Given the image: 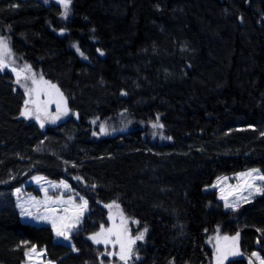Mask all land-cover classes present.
I'll list each match as a JSON object with an SVG mask.
<instances>
[{"label":"trees","instance_id":"16d2710c","mask_svg":"<svg viewBox=\"0 0 264 264\" xmlns=\"http://www.w3.org/2000/svg\"><path fill=\"white\" fill-rule=\"evenodd\" d=\"M0 38L71 112L44 127L24 118L0 71V264L33 247L53 264H123L89 239L111 202L147 229L129 264H216L217 230L241 236L225 264L264 258V195L226 211L204 190L264 174V0H71L67 18L57 2L0 0ZM84 200L67 239L36 218L75 217Z\"/></svg>","mask_w":264,"mask_h":264},{"label":"rangeland","instance_id":"374dc122","mask_svg":"<svg viewBox=\"0 0 264 264\" xmlns=\"http://www.w3.org/2000/svg\"><path fill=\"white\" fill-rule=\"evenodd\" d=\"M42 1H44L45 3L57 2L60 5H62L59 2V0H42ZM62 7H63V5H62ZM70 10H71V4H70V8H69V13H70ZM63 11H64V8H63ZM3 39H5L7 41L8 49L10 50V52L8 55L5 56V62L9 66L4 68L1 72L10 73L13 76L16 88L18 90H20L24 96V99H25L24 103H25V101L30 100V99L36 100V96H37L36 90L39 89V91H40L39 101L41 103V107H43L45 103L47 104V114H45L43 112L40 113L41 119L44 121V126L54 124V123L57 124L61 120H64L65 118L69 117L71 112L69 110L68 103H67L68 111H67V114L65 115V114H63L64 103H63V101H61V97L59 95L60 92L58 93L56 91V89H57L56 86H55V88H51L50 85H53L52 83H50L44 79L41 80V76L35 70L36 68H33L31 65H29V64H25L24 66L18 65L17 61L14 57L13 50L11 49V46L9 44V41L6 38H3ZM26 65L31 67V72H28L25 69ZM13 68H15L17 71L21 72V82L19 84L16 82L17 74H16V72H14L12 70ZM31 73H35V79H36V81L39 82L38 84H34L31 79H24V76H30ZM45 82H48V83H45ZM29 92H31V95H29ZM63 99L66 100L64 96H63ZM57 103H60V114H59V118L55 119V122H53V118L58 115ZM28 108L30 110H32L33 112L35 111V105H33V104H29ZM24 110H25V104H24L23 112H24ZM23 117L26 118L25 116H23ZM26 119L34 120L40 124V121L35 119L34 115L31 118H26ZM47 148L48 147L45 145L42 147V149L44 151H46ZM253 169H258V168H252V169L240 171V172L233 173V174H226V175L218 176L213 181V183L206 186L204 188V190L207 192H215L217 195L218 201L221 203L224 210L236 211L240 207H242L243 205L252 202L253 200H255L257 197H259L261 195V194L254 193L252 196H248V190L245 189V190L241 191V190H238L236 187L238 184L243 183L242 180L237 179L239 174L251 171ZM258 170H259V173L261 175H264L260 169H258ZM223 178H227V179L224 182L220 183L219 187H214V185H216L217 182L219 180H222ZM256 184L264 186V182H262V181H256ZM221 188L224 189L223 194L225 196H227L229 203H235L239 197H246L247 200L245 201L244 199H239L238 206L235 208V210L233 208H226L224 206L225 201L221 199V195H222ZM43 189H47V188L43 187ZM24 204L25 205L29 204V202L26 201ZM108 205H112V207H108ZM116 205H118L119 207L117 208ZM104 207L108 211V221L95 234L100 233L102 229L108 230V229H113L114 227L116 230L122 231V229L120 227L121 226V214H122L123 218L127 222L126 223L127 233H126V235L123 236L126 248H127V241L129 238L135 240V243L131 245V256L126 261L121 260L120 255H119V253H120V245L119 244H116L115 246H113L112 243L105 244V243L101 242V243L97 244V243H95V241H93L91 239V237L95 234H93L89 239L96 246L101 247L103 249L102 252H103L104 256H108L110 258L118 257V259L120 260L121 263L129 264L132 261V259L134 258V252H135L137 244L139 242L145 241V239L147 237V231L146 232H145V230L133 231L134 229H137L138 223H136V220H133V219H130L129 217H127V215L124 213V211H123V209L119 203H117V202L105 203ZM141 233H144L143 239L136 240L135 238L137 236H139ZM105 235H107V231H105ZM236 235H237V233L236 234H227V233L222 232L221 230H217L216 232H214L210 235L208 243L213 249L215 263H216V247L217 246H219L222 250L223 249L234 250V248L236 247V246H234V244L231 240L225 241L222 238L225 236L231 238V237H235ZM217 237H219L220 239L218 240ZM100 238L103 239V237H100ZM240 239H241V236L239 234V240H238V252H239V254L238 255H240V247H239L240 246ZM31 249L28 250L27 259H26L24 264H53L52 262L47 260L44 250L35 248V252L30 253ZM29 253H30V255H29ZM109 253H116V254L110 255ZM254 253L256 255H253V256H254L255 260L257 261V264H260V261L264 260V258L262 257V255L258 251H254L253 254ZM238 255H229L227 257V259L224 261V264L226 263V261L228 259L235 257V256H238ZM257 257H259V259Z\"/></svg>","mask_w":264,"mask_h":264},{"label":"snow or ice","instance_id":"6c2138e0","mask_svg":"<svg viewBox=\"0 0 264 264\" xmlns=\"http://www.w3.org/2000/svg\"><path fill=\"white\" fill-rule=\"evenodd\" d=\"M59 2L63 5L64 11H63V16L65 18H67L68 13H69V8H70V4H71V0H59ZM79 50V49H78ZM10 52V50L8 49V45H7V41L3 38H0V71H2L4 68L8 67L9 65L5 62V56L8 55ZM103 54V53H101ZM81 55H83V53H81ZM25 69L28 72H31V67L26 65ZM14 72H16L17 74V80L16 82L19 84L21 82V72L17 71L15 68L12 69ZM24 79H31L33 81L34 84H38L39 82L36 81L35 79V73H31L30 76H24ZM43 78L41 77V80ZM48 83V82H45ZM51 88H55V85H50ZM56 91L59 93V90L56 89ZM37 92V96H36V100H27L25 101V110L24 112H22V115L25 116L26 118H31L33 115L35 116V119L40 121V126L43 127L44 126V121L41 119L40 113L43 112L45 114H47V104L45 103L43 107H41V103L39 101V95H40V91L39 89L36 90ZM29 95H31V92H29ZM61 97V101H63L64 103V109H63V114H67V102L66 100L63 99V94L60 93L59 94ZM29 104H33L35 105V111L33 112L32 110H30L28 108ZM57 111H58V115L56 117L53 118V122H55V119L59 118V114H60V103H57ZM157 120H159V117H157ZM153 127H163L162 124H153ZM101 133L105 132L106 129L102 126L100 129ZM37 182H39V179L41 178H36ZM227 178H223L222 180H219L217 182L216 185H214V187H219L220 183L224 182ZM238 180H242L243 183L242 184H238L236 187L238 190H248V196H252L254 193L257 194H261L264 195V186L261 185H257L256 181H262L264 182V175H261L259 173L258 169H253L251 171L245 172V173H241L239 174V176L237 177ZM68 187V185L63 184V185H53V187ZM19 192V189L17 190ZM221 199L225 201V207L226 208H233L235 210V208L238 206L239 203V199H244L245 201L247 200L246 197H239L238 200L235 203H229L227 196H225L224 193V189L221 188ZM45 194L47 195V189H45ZM49 200H51V198H49ZM53 204H59L62 201L60 200H52L51 201ZM71 201H65L63 203H70ZM108 207H112V205H108ZM116 207L118 208L119 206L116 205ZM21 208V215H26V216H32L33 213L27 209L24 208V205H20ZM77 208L80 209V212L78 215H76L75 217H66V216H56L55 213L57 211V209L55 208H49L47 209L48 212L52 213L51 216H37V219H43V220H49L52 223V226L54 229H56V234L57 236H64L65 239L68 238V231L71 228H74L76 226H78L79 222H80V215H82L83 210H86L87 208V201L84 200L83 203L81 205H78ZM64 211H67V209H65ZM126 220L123 218V215L121 214V229L120 230H116L115 227L113 229H108V230H104L102 229L100 233H97L95 235H93L91 237V239L93 241H95V243L99 244L101 242L108 244V243H112L113 246H115L116 244L120 245V259L121 260H127L128 258H130L131 256V245L135 243V240L129 238L127 241V248L125 245V241L123 239V236L126 235L127 233V227H126ZM136 223H138V221H136ZM105 231H107V235H105ZM147 231V229H145V232ZM144 233H141L139 236H137L135 239L136 240H140L143 239ZM100 237H103V239H101ZM217 239L219 240L220 238L217 237ZM225 241L231 240L234 244V246H236L234 248V250H228V249H221L219 246L216 247V264H224V261L227 259V257L229 255H238V240H239V234L237 233V235L235 237H223L222 238ZM31 252H35V247H33L30 250ZM29 253V255H30ZM110 255H115L116 253H109ZM253 255H256L255 253ZM259 259V257H257ZM260 264H264V260L260 261Z\"/></svg>","mask_w":264,"mask_h":264},{"label":"bare ground","instance_id":"6f19581e","mask_svg":"<svg viewBox=\"0 0 264 264\" xmlns=\"http://www.w3.org/2000/svg\"><path fill=\"white\" fill-rule=\"evenodd\" d=\"M206 187V186H205Z\"/></svg>","mask_w":264,"mask_h":264}]
</instances>
